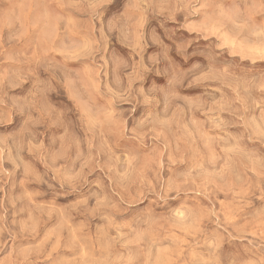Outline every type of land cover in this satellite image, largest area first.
I'll use <instances>...</instances> for the list:
<instances>
[{"label": "clouds", "instance_id": "9594fccd", "mask_svg": "<svg viewBox=\"0 0 264 264\" xmlns=\"http://www.w3.org/2000/svg\"><path fill=\"white\" fill-rule=\"evenodd\" d=\"M0 264H264V0H0Z\"/></svg>", "mask_w": 264, "mask_h": 264}]
</instances>
